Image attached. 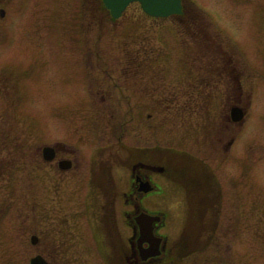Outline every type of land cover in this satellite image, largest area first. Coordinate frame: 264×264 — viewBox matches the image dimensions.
Instances as JSON below:
<instances>
[{"label": "rangeland", "instance_id": "374dc122", "mask_svg": "<svg viewBox=\"0 0 264 264\" xmlns=\"http://www.w3.org/2000/svg\"><path fill=\"white\" fill-rule=\"evenodd\" d=\"M99 4L0 0V10L6 11L0 15V264H30L37 254L51 264H105L87 240L78 244L71 225L75 195H70L66 176L45 165L40 153L45 144L63 138L69 118L75 128V119L99 118L103 131L97 132L98 139L114 118L126 119L127 110L105 105L104 92L97 96L92 91L106 87L100 68L108 63L117 69L119 56L130 51L127 37L144 25L150 52L163 49L167 55L157 65L174 73L181 65L183 73L182 123H167V140H178L181 149L198 154L211 167L228 165L246 213L241 254L246 264H264V0H184L182 18L159 22L133 8L113 21ZM195 85L209 89L202 94L196 88L197 102ZM236 103L247 110L245 125L230 161L222 164L220 139L227 143L236 132L232 128L231 135L222 136L205 129V123L226 118ZM150 113L163 117L161 110ZM79 210L84 207L75 213ZM32 235L39 236L37 245L31 243ZM66 243L74 247L70 252L49 251V245ZM180 262L174 253L171 262L162 264Z\"/></svg>", "mask_w": 264, "mask_h": 264}, {"label": "flooded vegetation", "instance_id": "af4514ba", "mask_svg": "<svg viewBox=\"0 0 264 264\" xmlns=\"http://www.w3.org/2000/svg\"><path fill=\"white\" fill-rule=\"evenodd\" d=\"M136 41L133 36L132 45ZM141 43L144 46L147 40ZM145 52L124 56L126 69L114 71L116 78L109 76L106 87L96 90L97 96L104 92L105 105L127 110L126 119L114 118L99 139L96 132L103 131L102 125H90L91 137L82 133L89 124L75 128L69 122L63 139L54 142L51 164L67 167L62 173L77 200L71 209L78 233L73 232L84 244L90 229L95 249L116 256L120 264H157L174 252L178 257L196 254L192 264H244L246 215L240 190L227 182L228 167H211L203 157L183 151L178 140H167V123H182V79L175 71L174 81H168L166 70L156 69L153 56ZM111 91L114 96L107 94ZM150 110H161L163 117ZM222 121L216 129L222 136L231 135V119ZM233 143L234 137L227 143L220 139L217 153L222 164ZM120 151L125 155L119 156ZM81 206L84 211L75 213ZM144 228H151L154 235H144ZM66 244L49 245V251L70 252L74 247ZM156 250L160 256L154 255Z\"/></svg>", "mask_w": 264, "mask_h": 264}, {"label": "water", "instance_id": "95a60500", "mask_svg": "<svg viewBox=\"0 0 264 264\" xmlns=\"http://www.w3.org/2000/svg\"><path fill=\"white\" fill-rule=\"evenodd\" d=\"M134 1H139L143 9L153 16H169L182 12L181 0H104L106 7L111 11L113 17L118 18L126 10L127 6ZM233 118L239 120L242 113L238 109L232 111ZM49 148L45 149L47 154ZM31 264H47L45 259L37 256L31 260Z\"/></svg>", "mask_w": 264, "mask_h": 264}, {"label": "trees", "instance_id": "16d2710c", "mask_svg": "<svg viewBox=\"0 0 264 264\" xmlns=\"http://www.w3.org/2000/svg\"><path fill=\"white\" fill-rule=\"evenodd\" d=\"M101 5L103 6V8H104V5L101 3Z\"/></svg>", "mask_w": 264, "mask_h": 264}]
</instances>
